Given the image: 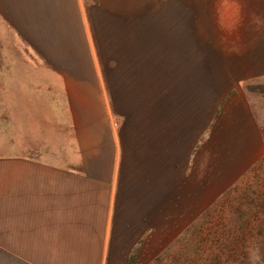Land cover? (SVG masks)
<instances>
[{
	"label": "crops",
	"instance_id": "0c3cea01",
	"mask_svg": "<svg viewBox=\"0 0 264 264\" xmlns=\"http://www.w3.org/2000/svg\"><path fill=\"white\" fill-rule=\"evenodd\" d=\"M0 36V264L151 261L264 164V0H0Z\"/></svg>",
	"mask_w": 264,
	"mask_h": 264
},
{
	"label": "rangeland",
	"instance_id": "374dc122",
	"mask_svg": "<svg viewBox=\"0 0 264 264\" xmlns=\"http://www.w3.org/2000/svg\"><path fill=\"white\" fill-rule=\"evenodd\" d=\"M221 21L224 24L223 17ZM203 40L210 46L208 38ZM13 53L7 39L0 38V57ZM246 91L264 128V79L249 82ZM7 100L0 95V150L1 122L7 115L2 109ZM253 174L238 192L226 194L217 208L204 210L201 224L193 232L186 233L183 240L167 242L157 256L143 264H264V164Z\"/></svg>",
	"mask_w": 264,
	"mask_h": 264
}]
</instances>
